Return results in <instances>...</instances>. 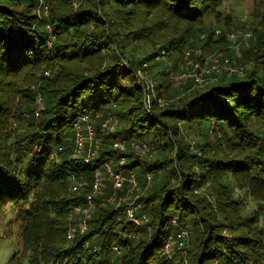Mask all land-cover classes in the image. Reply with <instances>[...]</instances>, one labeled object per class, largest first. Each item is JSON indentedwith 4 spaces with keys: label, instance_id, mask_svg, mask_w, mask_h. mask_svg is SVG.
I'll return each mask as SVG.
<instances>
[{
    "label": "trees",
    "instance_id": "1",
    "mask_svg": "<svg viewBox=\"0 0 264 264\" xmlns=\"http://www.w3.org/2000/svg\"><path fill=\"white\" fill-rule=\"evenodd\" d=\"M40 1L0 0V138L5 147L0 153V222L6 223L5 238L10 226L19 230L13 235L19 248L10 263L174 264L161 253L178 227L190 235L189 264L263 261L264 230L258 226L264 216V75L252 67L244 75L223 74L214 84L198 86L189 79L171 87L167 71H154L156 95L148 94V105L146 89L135 78L136 71L144 73L148 67L146 57H137L132 46L139 44L145 16L168 13L171 26L179 21L199 25L206 16L221 18L217 6L223 0H78V7L59 15L55 8L61 0H44L48 12L43 17L36 12ZM109 4L116 9L113 15L105 11ZM123 8L134 15L121 19ZM224 18L230 27V17ZM259 24L264 28V15ZM216 31L204 35L209 46L228 38L223 31L215 37ZM63 33L74 43L63 42ZM260 41L259 35L248 40L241 61L264 64ZM181 47L179 58L172 59L175 64L182 58L185 62ZM63 62L73 66L56 70ZM38 95L40 107L33 106ZM158 99L167 104L159 106ZM112 106L115 136L150 147L136 161L127 144L123 166L103 126L105 107ZM83 116L98 140L87 162L86 151L73 155L74 124L83 131ZM203 133L216 137L217 145L203 141ZM106 165L124 176L133 172L140 185L119 204L107 202L115 190ZM222 175L242 182L241 188L261 200V213L245 216L254 234L240 236L225 214L231 210L235 221H241L240 203L229 185L220 182ZM120 191L117 198L125 196ZM133 194L138 195L134 214L146 217L143 226L127 220L124 208Z\"/></svg>",
    "mask_w": 264,
    "mask_h": 264
},
{
    "label": "rangeland",
    "instance_id": "2",
    "mask_svg": "<svg viewBox=\"0 0 264 264\" xmlns=\"http://www.w3.org/2000/svg\"><path fill=\"white\" fill-rule=\"evenodd\" d=\"M46 1L48 2V0ZM61 2H62L61 4L57 2L58 3L57 8H55L56 11L58 12V15L60 12H64L65 10L69 9L70 6L74 8L79 6L78 0H70V3L68 2V0H61ZM217 8L220 10V12L218 11L217 12L220 13L221 18H216L213 15L206 16L203 19V22L199 25H194V23H190V22L179 21L181 22V24L179 23L175 26H171L170 24L172 22V19L168 13H165V14L163 13V17L160 14L155 15L154 13H151V15L145 16L146 22H144L143 24H140V27L145 28V30L139 33L138 37L136 38L137 41H139V44H136V43L132 44V46H134V49L136 50V56L140 58L146 57L147 59L146 67L147 65L148 67L146 68V72L142 73L139 69L138 73L136 71V74H135L137 83H139L140 87H144L146 89L145 94H144V99L146 95L148 94H152L154 96L156 95L155 89H156V85L158 81L156 80V77L152 75L151 72H154V71L166 72L167 71L169 73L168 78H170L171 74L180 75L182 73L187 72L188 67L185 66V64L188 61L202 62L204 60V62H212L217 66V68L219 69L218 73H214L212 75H204V80L205 82L208 83V85L209 83L214 84L215 80H217L223 74L232 75L236 73L238 75H244V72L246 71V69L247 71H251L252 67H254L253 69L256 74L259 73L261 75H264V64L261 65V64H257L256 62L245 63V61H241V58L243 56V46L248 44V40L252 39L254 35L255 37H257L258 35L261 37L260 44L262 45V50H264V28L259 24L260 17L264 15V0H257V1L223 0L222 3L219 4V6H217ZM107 10L110 11L111 15H113V13L116 11V9L112 8L110 4L105 7V11ZM36 12L40 17H43V15L46 16L41 10L36 11ZM120 13H123L120 15V18L122 19V17L125 15L128 17H132L135 11L126 10L123 8V10H120ZM225 15H228V17H230L228 19H231L229 22V24H231L230 27L225 26L223 23V21L226 18V17L224 18ZM172 17L176 18L173 15ZM167 19L170 20V23L167 22ZM56 21L57 22L60 21L59 17L56 18ZM65 26L66 24H63V27ZM80 29L82 28L80 27ZM215 30H217L215 37L219 36L220 34L219 31H223L226 34L228 33L229 36L227 39L225 37L224 38L225 40L219 38L213 44L210 43V46H209L204 39V35L206 37L207 35L212 33V31H215ZM48 31H50V28L48 29ZM99 31L101 32V30ZM73 32L74 34H76L75 29ZM166 32L170 33L172 38L171 37L161 38V35L165 34ZM174 33L175 35H173ZM230 35H233V36L231 37ZM141 37H143V39H145L146 41L143 40ZM215 37L213 38L214 40L217 39ZM61 38L63 42L67 43L68 45L71 43H74V40H75L73 38H70L69 34L67 33H63L61 35ZM181 43H182L181 50H183L182 56L185 58V62H184V59L182 58V60L176 62L175 64L173 63L172 59L179 58L177 48H179ZM49 44L50 43H48V45ZM127 49L129 50V48ZM246 49H244V51ZM187 52L189 53V55H186ZM257 52L259 53V50H257ZM186 57H189V59L187 60ZM150 61H153V62H150ZM257 61L259 62V60ZM73 62H63L62 64H58L59 66L56 67V70H58L59 67L61 68L62 66H67L68 68H71V65L73 66L72 64ZM263 62H264V58H263ZM123 63L126 64L127 61L123 59ZM149 64H152V65L154 64L155 66H151ZM44 67L45 65H42L38 69V71H41ZM189 79L191 78L186 77L183 79L181 83ZM197 82L201 83V81H197ZM30 86L32 88L37 87L35 84H31ZM173 86L175 85L172 84L171 87ZM16 101H18V97L16 98ZM18 102L21 104L22 100H19ZM41 102H42V99L38 95L36 96V99H34L33 106L36 105L37 107H40ZM160 103L161 104H158L159 106H164L167 104V101H165L164 103L163 102H160ZM26 105H27V102L25 101L23 104V108L26 107ZM194 132L198 133V128L195 129ZM82 133L83 134H81V139H80V142L82 140V147L79 151H76L79 148V143L77 144L76 148L74 147V151H73L74 156H78L80 153L81 154L84 153L85 155L84 151H86V156H88V150L90 147V139L88 135L85 136L84 130L82 131ZM204 133L206 132L204 131ZM204 133L202 134L203 141H207L210 145H214V146L217 145L216 137H210V136L205 137ZM4 150H5V147L2 143V139L0 138V153L3 152ZM90 158H92V156H90ZM220 182L224 186L229 185L230 191L232 192L234 198L240 203V207L242 209V211L238 209V213H237V215L239 214L241 215V218H240L241 221L239 219L235 221L236 215L235 216L230 215L231 210L226 209L225 214L229 216L228 218L232 219V221L230 222L235 223V225L233 226L236 228L240 236L241 235L247 236L249 233L254 234L252 227L246 224L245 216L260 214L261 213L260 209H261V206L263 205L260 202L261 200L260 199H259L260 201L256 200L254 198L255 197L254 195L252 196V194L249 191L240 187L242 185V182L234 180L230 176L225 177L224 175H222ZM138 186L140 187L139 183H137L136 187ZM134 189H130L129 185L125 181L124 187L123 189H121V191H125L124 197L127 198V196H130L131 193L135 191ZM133 196L135 197L136 194H133ZM90 204H91V201H90ZM217 219L221 220L222 217L217 216ZM261 219L262 220L259 222L260 226L258 227L262 229L263 231L264 230V216L261 217ZM5 226H6V223L0 222V264H13V263H10L9 258L13 254L16 255L17 249L19 248V240L13 235H15L16 233H19V230L14 229V228L18 229L16 225L10 226L11 228L10 237L5 238L3 234V232H5ZM84 228L85 226L83 227L81 232L84 231ZM223 233L229 238L232 237L231 231L224 230ZM132 234L133 233L130 232V234H128L127 236L129 238H132ZM255 234H256V230H255ZM136 236H139V234L136 233ZM263 236H264V233H263ZM69 237L70 236L68 235V238ZM166 243L167 242H165L164 245H166ZM177 246H178L177 244L175 243L173 244L172 242L171 247L169 248V252H167V249H164L161 253V256L164 258V260L171 261L174 264H189L190 253L187 252L186 250L191 248L190 235H189V246L187 248H178ZM176 252H179V253H177V256H174ZM252 264H255V263H252ZM258 264H264V260Z\"/></svg>",
    "mask_w": 264,
    "mask_h": 264
},
{
    "label": "built area",
    "instance_id": "3",
    "mask_svg": "<svg viewBox=\"0 0 264 264\" xmlns=\"http://www.w3.org/2000/svg\"><path fill=\"white\" fill-rule=\"evenodd\" d=\"M47 8H48L47 5H45L43 3V1H41L40 5H39V11L41 10L46 15L48 12ZM49 28L50 27L47 26V29H49ZM227 36H229V34H227ZM230 36L232 37L233 35H230ZM186 55H189V53L187 52ZM186 59L188 60L189 57H186ZM185 66L188 67L187 72L182 73L180 75H174V74L170 75V81L172 84H174V85L180 84L184 78L190 77L191 79L194 80L196 85L205 86V85H208V83L205 82L204 75H212L214 73L219 72V69L217 68V66L214 63L204 62V60L202 62L188 61L185 64ZM197 81H201V83H198ZM159 101L163 102V103L165 102L162 99H158L157 104H161ZM150 102H151L150 96L146 95V97L144 99L145 105L150 104ZM105 109H106L107 117H106L105 122L103 123V126L106 128L108 134L111 136L112 148L114 149L115 152H117V155L119 158V165L123 166L125 163V155H124L123 151H124L125 146L127 144L133 150V160L137 161L140 157H142L143 155H145L149 151L150 147H148L145 143H142L139 141H133V140L126 141V140H122L119 137L115 136V127H116L117 122H116V117L113 114V106L111 109H109L108 107H105ZM82 120L85 123V126H84L85 136L88 135L89 139H90V147L88 150V156H86V158H85V162H87V160L90 158V156H93V154L95 152V148L98 144V140L94 137L93 129H92L91 123L88 120L87 116H83ZM75 127H76L75 148H76L77 144L79 143V148L76 150V151H79L82 147V140L80 142V139H81V134H83V133H82L81 128L77 124H75ZM106 167H107L108 174L111 176L113 188L115 190V192L111 196L108 197L107 202L113 203L117 200L118 204H119L122 200V197L117 198V196H115V193L118 190L123 189L124 182L126 181V183L129 185L130 189H134V188H136L138 181L136 179L135 174L131 171L129 172L128 176H124L122 173L113 172L109 165H106ZM146 181H147V186H149L151 183V176L150 175L146 176ZM97 187H98V184L96 183L94 185V192L98 189ZM74 188L75 187H73V189ZM194 193H198V191L195 190ZM137 196L138 195H136L133 198V200L124 208V210H125L128 221H130L131 223L136 224L138 226H143L144 222L146 221L145 215H142L141 217H137L134 214V212L136 211V206H138V205L134 204ZM124 198H126V197H123V199ZM87 200H88V205L90 206L91 205L90 204L91 195L87 196ZM84 224H85V222L81 223V230L83 229L84 226L86 227V224L85 225ZM170 225L175 226L176 221L174 219H172L170 221ZM188 236H189V232L187 229L178 227L175 231V237L173 239L174 240L173 244L174 243L177 244L178 248H187L189 246ZM166 242L167 243H166V245H164V249H167V252H169V248L171 247L172 241L168 240Z\"/></svg>",
    "mask_w": 264,
    "mask_h": 264
},
{
    "label": "bare ground",
    "instance_id": "4",
    "mask_svg": "<svg viewBox=\"0 0 264 264\" xmlns=\"http://www.w3.org/2000/svg\"><path fill=\"white\" fill-rule=\"evenodd\" d=\"M75 124H77V123H75ZM75 124H74V126H75Z\"/></svg>",
    "mask_w": 264,
    "mask_h": 264
}]
</instances>
